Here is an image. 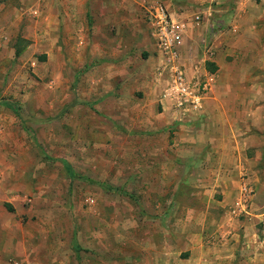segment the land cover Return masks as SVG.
I'll use <instances>...</instances> for the list:
<instances>
[{
	"label": "rangeland",
	"instance_id": "rangeland-1",
	"mask_svg": "<svg viewBox=\"0 0 264 264\" xmlns=\"http://www.w3.org/2000/svg\"><path fill=\"white\" fill-rule=\"evenodd\" d=\"M158 2L183 20L185 13L199 12L185 0H0V32L8 29V39H0V226H6L0 229V259L6 264H217L212 241L193 251L183 233L192 216L207 228L198 230L203 240H210L220 207L215 201L208 206L204 195V205L193 209L200 199L186 182L178 183L180 173L140 174V159L131 151L137 139L156 132L128 127L131 111L115 95L93 99V74L82 61L104 46L113 69L122 44L145 33L154 40L149 10ZM219 17L226 32L228 18ZM87 20L95 31H80L84 42L77 47L65 27ZM104 31L108 42L98 39ZM92 34L95 47L85 41ZM136 48L125 58L141 69ZM257 171L249 179L255 214L264 211V151ZM164 226L175 232V247L167 251L160 248ZM236 260L226 255L225 261Z\"/></svg>",
	"mask_w": 264,
	"mask_h": 264
},
{
	"label": "crops",
	"instance_id": "crops-1",
	"mask_svg": "<svg viewBox=\"0 0 264 264\" xmlns=\"http://www.w3.org/2000/svg\"><path fill=\"white\" fill-rule=\"evenodd\" d=\"M185 1L199 12L185 13V20L177 15L181 20L170 11L177 20L186 21V32L175 55L163 52L146 33L139 40L121 45L123 49L114 57L120 61L113 69L107 66L106 61L113 58L107 48L89 50L88 58L82 61L87 62V70L93 74L90 81L93 99L115 95L131 111L133 123L128 127L143 134L156 132L154 136L137 139L140 144L131 151L140 159L137 165L141 175L169 177L180 173L178 183L186 182L200 199L191 204L193 209L204 205V195L208 196V206L215 201L220 207L219 224L208 234L211 239L207 241L201 234L207 228L195 225L197 221L192 216L185 218L192 225L189 232L183 233L189 238L191 250L208 249L212 241L217 264H232L225 261L226 255L229 260L237 255V264H264V230L259 232L261 226L264 229V221H260L264 219V211L255 214L250 208L241 217L230 211L242 181L258 174V162L264 151V0ZM195 15H200L199 23H192ZM221 15L228 18L226 32L217 24ZM65 28V36L72 34L70 38L76 39L77 47L84 42L80 31L87 34L95 31L94 27L90 29L88 20L86 25ZM7 32L8 29H1L0 39L7 40ZM108 36L104 31L98 39L108 42ZM85 41L95 47L97 39L92 34ZM134 44L139 50L135 60L141 69L134 67L130 55L125 58ZM72 60L79 62L80 57ZM152 63L151 71L146 69ZM207 64L213 72L206 69ZM179 75L187 83L205 84L199 108L178 106L174 87ZM125 90L128 97L123 100ZM146 110L150 113L148 119ZM174 204L171 201L168 206L173 210ZM198 211L189 214L197 215ZM207 215V209L203 210L200 221ZM182 220V216L177 218ZM0 229L5 230L6 226L1 225ZM174 234L166 226L161 228L160 248L166 251L174 248ZM0 264L6 263L0 259Z\"/></svg>",
	"mask_w": 264,
	"mask_h": 264
},
{
	"label": "built area",
	"instance_id": "built-area-1",
	"mask_svg": "<svg viewBox=\"0 0 264 264\" xmlns=\"http://www.w3.org/2000/svg\"><path fill=\"white\" fill-rule=\"evenodd\" d=\"M200 15L192 18V23H199ZM151 34L158 47L170 55H175L176 48L182 43L186 30V21L177 20L169 11V7L163 2L156 3L149 10ZM174 90L177 93L179 107L199 108L203 94L206 91L202 82H185L181 76L175 79ZM254 197L252 183L245 178L240 184L234 207L230 210L233 215L239 217L249 213Z\"/></svg>",
	"mask_w": 264,
	"mask_h": 264
},
{
	"label": "trees",
	"instance_id": "trees-1",
	"mask_svg": "<svg viewBox=\"0 0 264 264\" xmlns=\"http://www.w3.org/2000/svg\"><path fill=\"white\" fill-rule=\"evenodd\" d=\"M15 52H16V51H15ZM206 69H207L209 72H213V69H212L208 64L206 65ZM9 106H10V108L15 112V114H17L15 106H14L13 104H9ZM17 116H18V114H17Z\"/></svg>",
	"mask_w": 264,
	"mask_h": 264
}]
</instances>
